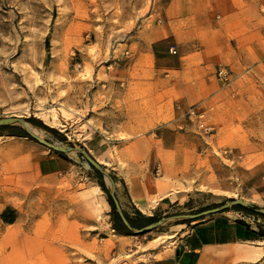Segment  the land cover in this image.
I'll list each match as a JSON object with an SVG mask.
<instances>
[{"label":"rangeland","instance_id":"obj_1","mask_svg":"<svg viewBox=\"0 0 264 264\" xmlns=\"http://www.w3.org/2000/svg\"><path fill=\"white\" fill-rule=\"evenodd\" d=\"M166 1L0 0V117L20 116L65 146L88 149L91 138L105 139L107 148L97 160L115 179L121 205L133 216L151 211L134 203L133 182L150 187L153 204L159 190H180L182 201L171 212H150L158 219L235 197L264 206V70L251 74L224 65L231 80L223 81L216 65L209 69L210 94L182 100L150 53ZM172 46L177 52L170 53L179 55V47ZM191 106L205 111L213 130L189 118ZM59 153L72 163L69 182L54 196L31 194L22 213L31 224H7L0 213V264H99L98 248L106 225L113 223L111 182L78 152ZM65 190L75 195L77 218L87 221L75 227L33 224L41 214L37 210L50 212L63 203ZM254 215L264 224L261 214ZM191 222L168 219L156 242L168 243ZM152 234L136 236L148 241ZM42 239L64 248L42 245ZM82 239L91 240V253L79 244Z\"/></svg>","mask_w":264,"mask_h":264},{"label":"crops","instance_id":"obj_2","mask_svg":"<svg viewBox=\"0 0 264 264\" xmlns=\"http://www.w3.org/2000/svg\"><path fill=\"white\" fill-rule=\"evenodd\" d=\"M156 34L159 36L153 41L150 53L158 67L168 71V86H177L182 100L192 102L210 94L209 69L216 65L229 64L251 74L264 70V0H167L163 26ZM173 44L179 47V55L170 53ZM106 143L103 138H91L88 151L98 158L105 153ZM71 164L67 156L34 138L0 133V213L9 206L20 212L17 221L7 224H31L22 217L28 198L33 193L39 198L49 193L56 195L59 186L69 182ZM130 189L134 203L141 210L168 213L182 201L180 190H159V199L153 204L156 196L147 184L133 182ZM69 192L63 191V203L53 205L50 212L37 210L41 214L33 224L75 227L85 223L84 218H77L75 195ZM78 209L86 215L80 206ZM123 210L133 216L125 207ZM260 221H248L238 211L225 210L192 221L187 230L172 233L177 237L162 244L156 242L163 236L157 232L159 226L141 233L144 238L155 234L142 241L135 232L117 230L110 221L97 259L99 264H264V236L260 234L264 224ZM184 225L176 224L175 228L181 230ZM45 241L42 239V245L64 248L62 242ZM80 241L85 253H91V240ZM109 256L113 259L108 260Z\"/></svg>","mask_w":264,"mask_h":264},{"label":"water","instance_id":"obj_3","mask_svg":"<svg viewBox=\"0 0 264 264\" xmlns=\"http://www.w3.org/2000/svg\"><path fill=\"white\" fill-rule=\"evenodd\" d=\"M6 125H20L22 126L25 131L29 134V136H31L32 138L36 139L37 141H39L40 143L46 145L47 147L59 151V152H71V151H76L79 154L83 155L86 160L89 162V164L91 166H93L94 168H96L99 172H101L102 174H104L107 178H109V181L111 182V188H110V195L113 199L114 205L116 207V210L119 214V216L121 217L123 223L125 224V226L130 229L131 231L141 234L143 232H146L150 229L156 228L162 224H164L168 219L171 218H179V219H189L190 221H194L197 219H201L204 217H207L211 214H215L218 212H222L225 210H228V208L236 206V205H241L243 207H246L250 210H252L253 212H256L258 214L264 215V206H260L257 205L253 202H250L248 200H245L243 198H231L221 204H218L216 206L213 207H208L205 208L203 210L197 211V212H192V213H181L178 215H171L168 217H161L153 222L148 223L147 225L140 227V228H134L129 219L127 218L123 207L121 205V202L117 196L116 193V181L115 179L109 174L108 170L106 169V167L101 164L97 158H95L89 151L87 148L82 147V146H65L59 143H56L48 138H45L44 136L36 133L35 131H33V129L31 128V126L29 125V122L20 117V116H5V117H0V127L1 126H6Z\"/></svg>","mask_w":264,"mask_h":264},{"label":"trees","instance_id":"obj_4","mask_svg":"<svg viewBox=\"0 0 264 264\" xmlns=\"http://www.w3.org/2000/svg\"><path fill=\"white\" fill-rule=\"evenodd\" d=\"M36 122V120H35ZM0 131H8L9 134H12V135H24V136H29V134L25 131V129L20 126V125H6V126H1L0 127ZM98 173L99 171L96 170ZM101 173H99V176H100ZM103 184V183H101ZM104 185V184H103ZM111 203H112V206H113V225L114 227L117 229V230H120V231H125V232H131L126 226L125 224L123 223L121 217L119 216L117 210H116V207L113 203V201L111 200ZM235 209H238V210H243V211H246V212H249V213H253V214H256V215H260L256 212H253L252 210L246 208V207H243L241 205H236V206H233ZM10 212L12 214H10ZM127 218L129 219L131 225L134 227V228H140V227H143L145 225H147L148 223L150 222H153L155 220H157L158 218L154 215L152 216H147L145 215L144 213H142L141 211H138V213L135 215V216H131L128 212L124 211ZM264 216V215H262ZM1 217L4 221L6 222H9V223H12L15 221L16 219V210L12 207H7L2 213H1ZM191 222V221H190ZM260 234L264 236V229H260Z\"/></svg>","mask_w":264,"mask_h":264},{"label":"built area","instance_id":"obj_5","mask_svg":"<svg viewBox=\"0 0 264 264\" xmlns=\"http://www.w3.org/2000/svg\"><path fill=\"white\" fill-rule=\"evenodd\" d=\"M170 50L174 53L177 52V49L175 46H172ZM218 75L223 81H230L231 80V73L229 72V70L225 66H219ZM187 113H188V116L190 119L198 121L200 124L203 125L205 130H207V131L213 130V126L206 124L204 121L205 120V111L196 108V106H191L187 110ZM240 217L245 219V220H248V221L249 220L254 221L256 219V216L254 214H248L247 216H240ZM257 220H259V218Z\"/></svg>","mask_w":264,"mask_h":264},{"label":"bare ground","instance_id":"obj_6","mask_svg":"<svg viewBox=\"0 0 264 264\" xmlns=\"http://www.w3.org/2000/svg\"><path fill=\"white\" fill-rule=\"evenodd\" d=\"M30 125V124H29ZM32 128V127H31ZM33 129V128H32ZM33 131H35L34 129H33ZM36 132V131H35ZM37 133V132H36ZM39 134V133H38ZM74 152V151H73ZM101 161H103V160H101ZM98 186V185H97ZM97 189V188H96ZM89 193H90V190H89ZM92 193V192H91ZM101 195V194H100ZM6 254V253H5ZM4 255V254H3ZM2 257V256H1Z\"/></svg>","mask_w":264,"mask_h":264}]
</instances>
